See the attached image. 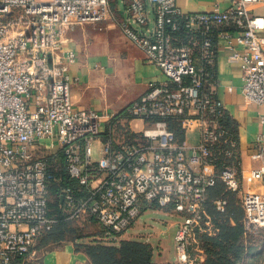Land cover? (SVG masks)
I'll return each instance as SVG.
<instances>
[{"label":"built area","instance_id":"2783aa9c","mask_svg":"<svg viewBox=\"0 0 264 264\" xmlns=\"http://www.w3.org/2000/svg\"><path fill=\"white\" fill-rule=\"evenodd\" d=\"M257 3L264 0L189 13L177 0H130L125 34L164 79L110 112L74 106L75 54L61 51L63 29L108 19L110 0H0V264L29 255L61 218L96 221L120 236L154 207L181 216L177 264H203L200 236L219 232L208 210L218 181L238 195L245 227L264 228V191L244 187L264 180V133L249 155L260 165L243 172L238 131L217 95L215 40L225 39L230 61L241 62L245 100L264 104ZM63 162L70 184L55 213L51 188L63 179ZM213 203L226 211L227 199Z\"/></svg>","mask_w":264,"mask_h":264},{"label":"crops","instance_id":"0c3cea01","mask_svg":"<svg viewBox=\"0 0 264 264\" xmlns=\"http://www.w3.org/2000/svg\"><path fill=\"white\" fill-rule=\"evenodd\" d=\"M234 1L177 0V4L186 12L197 13L213 11L216 7L224 10ZM129 5L130 0H110L111 14L108 19L63 29L61 51L75 54V60L69 67L70 95L75 107L121 112L147 92L152 80L164 79L159 67L146 61L145 52L125 34ZM252 11L264 15V3L255 4ZM215 40L218 48L216 71L220 82L217 95L224 102L238 131L242 169L246 173L260 165L259 161H252L249 155L256 150L257 136L264 133V123L261 121L264 104L245 100L241 91V62L230 61L231 51L225 39ZM195 134L188 135L193 143L198 141ZM103 138L95 142V160L102 154ZM244 187L263 192L264 180L245 183ZM219 197L213 198L216 200ZM180 220L181 216L176 212L154 207L142 214L130 232L120 236H107L105 228L96 221L75 222L76 231L82 232L83 238L69 240L67 232L65 239L36 246L29 255L16 259L13 264H92L84 245L102 243L119 246L125 240L150 244L152 258L158 264H177L175 235ZM199 257L203 264H209L205 250Z\"/></svg>","mask_w":264,"mask_h":264},{"label":"trees","instance_id":"16d2710c","mask_svg":"<svg viewBox=\"0 0 264 264\" xmlns=\"http://www.w3.org/2000/svg\"><path fill=\"white\" fill-rule=\"evenodd\" d=\"M229 122L233 124L231 119ZM61 174L63 177L61 183H54L51 188V208L55 213L59 212V207L62 203V199L59 196L61 188L70 184L64 162ZM221 182L218 181L209 190L208 199V210L213 217L214 223L218 226L219 232L216 236L203 234L200 236V240L207 254V263L234 264L235 260L240 257L243 249L241 239L245 229L243 222L244 211L240 204H238V195L227 189L225 191V184ZM215 196L227 199L228 205L225 212L221 213L216 210L213 203V197ZM72 224H75V222L66 221L64 218H61L51 231L41 237L37 247L65 239L67 232L71 230ZM84 248L91 258L92 264H158L152 258L153 254L150 244L142 241L125 240L119 246L94 243L84 245ZM231 253L235 256L234 261L231 259L233 258L230 256Z\"/></svg>","mask_w":264,"mask_h":264},{"label":"rangeland","instance_id":"374dc122","mask_svg":"<svg viewBox=\"0 0 264 264\" xmlns=\"http://www.w3.org/2000/svg\"><path fill=\"white\" fill-rule=\"evenodd\" d=\"M197 132L195 137L197 138ZM194 137V138H195ZM238 204L240 201L238 200ZM71 230L69 231L68 238H83L82 232L76 231V226L71 225ZM79 229V228H78ZM242 251L238 259L235 260L234 264H264V228L258 230L251 229L248 230L246 227L244 229L243 237L241 239ZM232 261H234L235 256L230 254Z\"/></svg>","mask_w":264,"mask_h":264}]
</instances>
